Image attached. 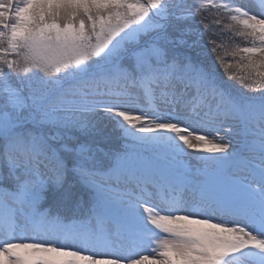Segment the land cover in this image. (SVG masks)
Here are the masks:
<instances>
[{
  "label": "snow or ice",
  "instance_id": "6c2138e0",
  "mask_svg": "<svg viewBox=\"0 0 264 264\" xmlns=\"http://www.w3.org/2000/svg\"><path fill=\"white\" fill-rule=\"evenodd\" d=\"M0 264H264V0H0Z\"/></svg>",
  "mask_w": 264,
  "mask_h": 264
},
{
  "label": "trees",
  "instance_id": "16d2710c",
  "mask_svg": "<svg viewBox=\"0 0 264 264\" xmlns=\"http://www.w3.org/2000/svg\"><path fill=\"white\" fill-rule=\"evenodd\" d=\"M217 19L218 17L216 16L214 10L209 9L201 13L202 25L207 26V31L205 32V35L201 40V44H205L209 41H214L216 45L227 44L226 48L223 49L225 50L223 54H225L226 52L230 54L234 49L237 48L236 44L240 47H242L241 44H248L251 46L249 42L234 34L238 30L236 27H233L231 30L227 28V25L230 23V21L226 17L219 18V25H217ZM220 48L223 47L221 46ZM219 51H217V53H219ZM223 54L219 53V55ZM205 55L208 57L209 62L213 60L210 59L211 57L209 58V53L207 50L205 51ZM227 57H229V55H227ZM230 58L233 62H235V60H238L231 56ZM234 69L237 68H233L232 70L234 71ZM114 141L117 144L122 143L119 134L115 136Z\"/></svg>",
  "mask_w": 264,
  "mask_h": 264
},
{
  "label": "rangeland",
  "instance_id": "374dc122",
  "mask_svg": "<svg viewBox=\"0 0 264 264\" xmlns=\"http://www.w3.org/2000/svg\"><path fill=\"white\" fill-rule=\"evenodd\" d=\"M202 45H203V44H202ZM218 46H219L218 49L220 50V51L218 50L219 53L223 54L224 51H225V50H223V49L226 48L227 44H219ZM221 46H222L223 48H220ZM241 46H242V47H246V46H250V45H248V44H247V45H246V44H241ZM236 47L239 48L240 46H237V44H236ZM205 49L207 50V48H205ZM206 50H205V51H206ZM208 53H209V52H208ZM219 53H215V54H213V53H209V58L211 57L210 59H214V57H215L216 55H219ZM220 56H225V54L220 55ZM230 56H231V55H229V57L225 56V58H226L227 60H231ZM235 58H236V59H239V57H235ZM231 61H232V60H231ZM233 63H235V62H233ZM234 71H236V72L238 73V75H239V74H242V72H240L239 69H234ZM117 134H119V136H120L119 131H113V132H112L113 139H115V136H116ZM189 162H190L191 165H193V166H196V164H197V161H196V159H195L194 157H190V158H189Z\"/></svg>",
  "mask_w": 264,
  "mask_h": 264
}]
</instances>
